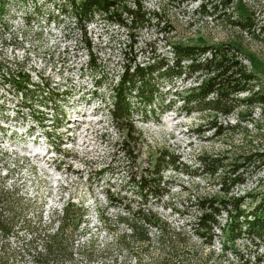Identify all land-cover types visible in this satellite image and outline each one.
Wrapping results in <instances>:
<instances>
[{"label":"rangeland","instance_id":"rangeland-1","mask_svg":"<svg viewBox=\"0 0 264 264\" xmlns=\"http://www.w3.org/2000/svg\"><path fill=\"white\" fill-rule=\"evenodd\" d=\"M62 1L0 0V192L18 188L24 197L37 200L25 213L33 220L41 209L52 218L67 202L83 206L86 216L74 255L55 264H136L132 252L117 240L120 230L115 221L122 205L108 198L132 197L126 184L129 165L121 150L123 135L109 113L110 83L117 80L128 56L138 55L143 61L153 51L169 54L171 44L178 42H231L242 49L264 91V33L232 23L249 10L263 25L264 0H144L158 17L138 31L104 15L78 22L72 12L62 15L53 7ZM50 12L57 18L48 19ZM91 63L98 65L96 72ZM20 74L35 82L44 80L56 96L17 95L14 80ZM101 76L107 79L98 86ZM189 87L190 82L176 88ZM175 99L159 118L134 121L142 140L133 146L141 167L163 148L179 157L183 170L165 172L172 188L154 209L200 244L190 228L197 214L196 199L221 194L225 174L230 178L239 166L236 175L244 182L232 194L251 196L248 206L264 195V106H244L230 117L209 112L190 115ZM203 155L224 159L226 167L215 177L198 176ZM13 202L12 195L5 194L1 206L5 209ZM3 215L0 219L8 220L11 233L8 238L0 232V246L15 253L9 264H44L31 248L22 221H10L6 211ZM246 245L239 242L233 248L246 254ZM215 250L220 251L218 244ZM248 252L254 262V255L263 249Z\"/></svg>","mask_w":264,"mask_h":264},{"label":"trees","instance_id":"trees-1","mask_svg":"<svg viewBox=\"0 0 264 264\" xmlns=\"http://www.w3.org/2000/svg\"><path fill=\"white\" fill-rule=\"evenodd\" d=\"M53 7L58 11L61 9L62 15L72 12L78 22L87 23L96 15H104L132 31L142 29L158 17V13L148 8L144 0H63ZM51 18L56 19L57 16L50 12L48 19ZM232 23L245 31L257 29L264 33V24L259 25L249 10ZM171 49L169 54L153 51L143 61L138 55L128 56L121 74L110 83L109 113L123 135L121 150L130 170L126 184L132 193L131 198L108 196L111 202L122 205V213L115 221V228L120 230L117 240L132 252L136 264H262L264 195L250 207L248 198L251 196L232 194L233 188L244 182L240 174L236 175L239 166L231 171L230 178L226 174L222 177L219 185L221 194H206L196 199L197 214L190 228L200 244L193 242L186 231L174 229L154 209V205L172 188L165 172L183 169L179 167V157L168 148L160 149L147 166L139 165L133 145L142 139L135 120L147 123L151 118H159L176 103L175 98L183 102L182 108L190 115L209 112L230 117L244 106H264V91L258 86L260 79L245 63V54L236 44L178 42L172 43ZM90 69L96 72L98 65L91 63ZM105 78L101 76L96 84L100 86ZM14 82L17 83V95L22 98L31 92H48L56 96L48 83L44 80L35 82L27 74H20L19 80ZM189 82L190 87L184 91L176 88L179 83L185 85ZM62 93L68 95L67 91ZM168 97L171 98L166 101ZM221 133L219 130L218 134ZM199 162L201 172L198 176L215 177L226 167L220 157L203 155ZM5 194L12 195L14 202L4 209L1 200ZM5 194L0 192V215L4 216L6 211L9 215L6 218L10 221H22L31 236V248L35 255L44 258V264H55L73 257L77 232L86 216L82 205L75 208L76 204L67 202L52 218H46L44 209H41L37 220H33L25 213L37 200L24 197L18 188ZM7 221L5 217L0 219V232L9 238L11 228ZM239 242L247 243L246 254L233 248ZM216 244L220 246L219 252L215 250ZM253 248L263 249L262 254L257 252L254 255V262L248 252L255 251ZM14 256V252L0 246V264H9Z\"/></svg>","mask_w":264,"mask_h":264}]
</instances>
